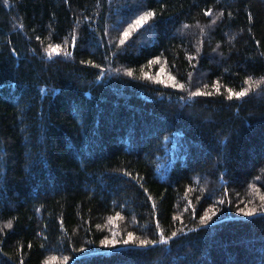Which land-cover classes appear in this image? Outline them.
Segmentation results:
<instances>
[{
	"label": "trees",
	"instance_id": "1",
	"mask_svg": "<svg viewBox=\"0 0 264 264\" xmlns=\"http://www.w3.org/2000/svg\"><path fill=\"white\" fill-rule=\"evenodd\" d=\"M262 78L264 0H0V264H264Z\"/></svg>",
	"mask_w": 264,
	"mask_h": 264
},
{
	"label": "snow or ice",
	"instance_id": "2",
	"mask_svg": "<svg viewBox=\"0 0 264 264\" xmlns=\"http://www.w3.org/2000/svg\"><path fill=\"white\" fill-rule=\"evenodd\" d=\"M153 15H154V13L152 11H148V12H144L141 15L137 16L136 19L131 24H129L128 27L125 28L124 31L120 34L119 43L123 44L124 41L127 40L128 37L131 35V33L134 30V28L140 27V25H142L145 21H147L149 19V17H151ZM60 47H61V45H59V44H50L45 51L48 52L49 55H51L53 53H57L60 50ZM154 59H158V58H154ZM83 63H90V61H83ZM151 63H153V61L150 60L149 64H151ZM97 67H99V65H97ZM125 71H127V73L129 75H132V70L130 68L129 69H125ZM262 79H264V78H262ZM251 80H252L251 77H246L244 83L248 84ZM173 81H175V77L170 76L167 81H161V82L171 83L172 87L178 88V89L184 87V85L182 83H180L179 81H176L174 83H173ZM258 83H259V81H257L254 84H251V87L254 88L256 86V84H258ZM212 86L215 87L217 89V91H219V88H218V86L216 84H213ZM248 91H249L248 88H241L239 91H233V89L229 88L228 89L229 98H231L232 96L240 98V97L244 96ZM197 94L209 95L210 93H202L201 89L197 88L195 90V92H191L190 91L188 93L189 100H191V97H193V96H195ZM181 99H183V97ZM260 199L262 201H264V195H261ZM218 210L219 209H217V211ZM237 211L238 212H242V213H244L247 216H251L254 213H256L257 211L264 212V204H262L259 209L255 208V207L248 208L247 210L245 208H238ZM117 215H119V213H117ZM210 218H211V214L208 213L207 210L205 211L204 215L200 216V220H201L202 223L206 222ZM157 231L160 232V237H159V243L160 244H167L169 242V240L171 239V237L177 236L176 232H172L170 235H164L163 232L159 228H157ZM127 236L129 238V240H131L134 237V233L129 232L127 234ZM100 243L102 245H108V244H115L116 241L114 239L113 240H109L108 238H105V239L101 240ZM125 243H127V241H125ZM156 243H157V241H155V240H148V239L139 240V245H141V246H146V245H149V244H156ZM64 259H67V257H65Z\"/></svg>",
	"mask_w": 264,
	"mask_h": 264
}]
</instances>
